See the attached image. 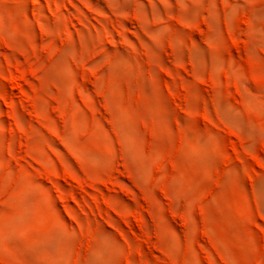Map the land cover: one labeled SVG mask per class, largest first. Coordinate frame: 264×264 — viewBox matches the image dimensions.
Instances as JSON below:
<instances>
[{
  "label": "rangeland",
  "instance_id": "1",
  "mask_svg": "<svg viewBox=\"0 0 264 264\" xmlns=\"http://www.w3.org/2000/svg\"><path fill=\"white\" fill-rule=\"evenodd\" d=\"M0 264H264V0H0Z\"/></svg>",
  "mask_w": 264,
  "mask_h": 264
}]
</instances>
